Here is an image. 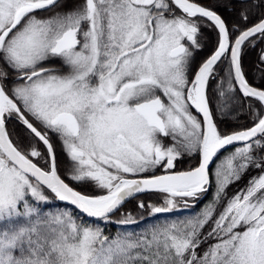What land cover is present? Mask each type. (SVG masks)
Here are the masks:
<instances>
[{"label": "snow or ice", "instance_id": "1", "mask_svg": "<svg viewBox=\"0 0 264 264\" xmlns=\"http://www.w3.org/2000/svg\"><path fill=\"white\" fill-rule=\"evenodd\" d=\"M239 3L230 25L201 0H0V264H264V84L242 63L264 0Z\"/></svg>", "mask_w": 264, "mask_h": 264}, {"label": "trees", "instance_id": "2", "mask_svg": "<svg viewBox=\"0 0 264 264\" xmlns=\"http://www.w3.org/2000/svg\"><path fill=\"white\" fill-rule=\"evenodd\" d=\"M202 3L204 4H215L219 5V14L222 15L226 19V21L231 25L232 23L236 22L238 20V14L241 10L242 7H245V5H242L239 3V0H201ZM261 11H264V9H261ZM204 35L207 38L205 42V47L202 51L196 53V63L198 64L201 62L203 59H205L211 51L212 45L215 43L216 39V31L215 30H204ZM264 49V43H261L259 41L256 42L255 47H247L245 49L244 55L242 57V63L243 67L245 69L246 77L249 80V83L253 84L254 86H261L264 84V80H261V76L264 75L260 71L261 68H264V65H261L259 63V57L261 54V50ZM223 75V73H221ZM219 79V78H218ZM218 79L214 81H210L209 83V95L212 96L213 91L215 90ZM214 99H219V97H213ZM225 100H228V97H225ZM229 103L231 101L229 100ZM231 117L234 118H225L223 120H220L217 118V123L219 127L225 131H231L233 130L234 127H237L239 125H243L247 122L248 116L247 114L236 104H232L231 107ZM57 147H58V155L60 156L61 161L63 162V155L62 153L59 152V145L57 142ZM197 163V159L195 157H189L187 155H184L180 159L176 161V169L177 170H182V169H187L189 166H195ZM256 174L254 171H250L247 176L244 177L240 182L238 183H233L227 188V193L228 195L230 194L231 196L235 194L240 188L244 187L247 180L249 179L250 176ZM75 187V185H73ZM159 194L160 193H149V194H142L138 196L135 200H130L128 203L124 205L123 210H131L132 213L139 218L140 215L147 216V213H141L140 210L137 208V201L138 200H151L153 203L158 202L159 200ZM212 198V192L210 191L208 195L199 201L196 206L192 209H188L182 212L177 213L176 215L180 216H187L191 213L199 212L201 208L204 207L206 203ZM58 205L63 206L62 203L56 202ZM121 218L120 213L117 212L114 216H112V220L116 221ZM86 221L92 222V219L84 217ZM152 218H147L143 221L140 222L139 226L137 225H119L116 223H108V224H101L102 227L105 228L106 234L107 233H115L117 229H134L137 227H143L146 223H149Z\"/></svg>", "mask_w": 264, "mask_h": 264}, {"label": "rangeland", "instance_id": "3", "mask_svg": "<svg viewBox=\"0 0 264 264\" xmlns=\"http://www.w3.org/2000/svg\"><path fill=\"white\" fill-rule=\"evenodd\" d=\"M229 151H231V149H229ZM222 155H223V153H222ZM257 174V173H256ZM256 174H254V175H256ZM162 196H163V194H159V200L160 201H158V202H154V203H160L161 202V199H162ZM229 197L231 196L230 194L228 195Z\"/></svg>", "mask_w": 264, "mask_h": 264}, {"label": "water", "instance_id": "4", "mask_svg": "<svg viewBox=\"0 0 264 264\" xmlns=\"http://www.w3.org/2000/svg\"><path fill=\"white\" fill-rule=\"evenodd\" d=\"M58 202V201H57ZM59 203H62V202H59ZM86 218H88V217H86ZM90 219H92V218H90Z\"/></svg>", "mask_w": 264, "mask_h": 264}, {"label": "flooded vegetation", "instance_id": "5", "mask_svg": "<svg viewBox=\"0 0 264 264\" xmlns=\"http://www.w3.org/2000/svg\"><path fill=\"white\" fill-rule=\"evenodd\" d=\"M63 157V156H62ZM62 159H64V158H62ZM183 170V169H182Z\"/></svg>", "mask_w": 264, "mask_h": 264}]
</instances>
